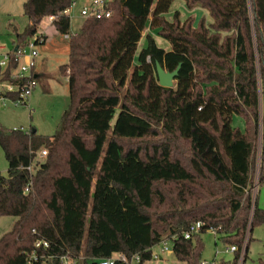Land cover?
I'll return each instance as SVG.
<instances>
[{"label": "trees", "instance_id": "16d2710c", "mask_svg": "<svg viewBox=\"0 0 264 264\" xmlns=\"http://www.w3.org/2000/svg\"><path fill=\"white\" fill-rule=\"evenodd\" d=\"M71 1L25 0L29 24L12 27L17 41L49 15L70 34ZM173 1L113 0L111 16L83 20L59 66L69 103L53 134L0 124L8 163L0 216L16 217L0 237V264H64L66 254L69 264H93L117 252L140 253L145 264L150 248L172 234L179 264H199V233L181 234L191 224L203 222L201 232L219 226L239 246L264 224L252 194L258 146L257 183H264V0H184L212 18L197 27L178 10L166 17ZM148 25L170 49L150 33L138 49ZM156 62L180 65L174 87L159 84ZM35 158L33 189L24 193Z\"/></svg>", "mask_w": 264, "mask_h": 264}, {"label": "rangeland", "instance_id": "374dc122", "mask_svg": "<svg viewBox=\"0 0 264 264\" xmlns=\"http://www.w3.org/2000/svg\"><path fill=\"white\" fill-rule=\"evenodd\" d=\"M24 1L25 0H0V43L4 44L7 49L12 48L13 42L17 40V36L12 31V27H18L20 31H23L29 24V19L23 14ZM173 3V8L175 7L181 11L180 16L182 19L187 16L193 17L194 27L198 26L202 18L205 19L207 24L212 21L208 10L200 5H196L198 8L188 9L185 5H179V0H174ZM82 22L83 18L80 16H71L70 35L78 32ZM41 29H48V43L53 40V42H60V44H63L65 47V51L62 50V48L59 50L49 49L48 43L45 44V46H40L41 56L38 58V62L40 63L43 61L44 68L51 78L39 81L40 83L36 91L30 98V107L24 104H15L11 100H7L5 104H0V124L9 129L21 127L30 128L33 126L38 128L42 133L50 135L56 130L60 117L69 101L67 96L69 93L68 81L65 76L59 73V65L68 60L66 50L69 38H64L63 34L57 31L54 24L51 23L48 18H44L40 25H38L37 31L39 32ZM148 29L149 25L146 27L145 31ZM46 80L48 81L47 83H45ZM175 85L176 80L173 82V87ZM233 123L243 128V121L237 116L234 117ZM260 155L261 147L258 146L256 167L253 171L254 185L258 182L259 178ZM40 159L42 160V157H40ZM6 168L7 160L0 146V173L2 175H6ZM256 190L255 185L252 188V194L254 192L253 197L257 198V203L260 207H264V183L259 184L258 190ZM15 220L16 217L12 215L0 216V237L11 229ZM199 236L203 245L201 260L214 262L216 264H231L236 253L234 251H226V248L233 243L226 242L220 233L213 234L207 230L200 232ZM248 242L249 247L246 264H259L260 259L264 262V224H256L251 235L250 231L246 233L242 243L247 245ZM235 244L239 246V243ZM154 248L157 249V246ZM239 257H241L240 252ZM81 258H84L82 253L79 256V259ZM243 261L244 258L240 262L238 259L237 264H242ZM171 263L179 264L173 252L165 254V261L159 262L158 264Z\"/></svg>", "mask_w": 264, "mask_h": 264}, {"label": "built area", "instance_id": "2783aa9c", "mask_svg": "<svg viewBox=\"0 0 264 264\" xmlns=\"http://www.w3.org/2000/svg\"><path fill=\"white\" fill-rule=\"evenodd\" d=\"M113 0H72L70 5L64 10V13L71 16H80L83 20L87 18H104L113 14ZM74 12V13H73ZM76 12V13H75ZM48 20L53 22L55 15H49ZM44 33L37 31L34 35L28 37L22 42L17 40L13 42V47L7 49L0 43V104H5L7 100H11L15 104H24L29 106L32 92L37 86V76L35 67L39 56V48L45 42ZM64 38H69L70 34H64ZM17 46V48H15ZM47 154L46 149H41L37 158L44 157ZM35 160L31 161L26 169L29 172V179L23 188L24 193H30L33 189V174L35 172ZM256 189L258 183H255ZM254 185V186H255ZM257 191V190H256ZM254 195V192H253ZM203 222L198 221L191 224L187 229L181 232L186 239L191 238L194 234L200 233ZM219 226H211L207 231L218 234ZM177 234L165 237L157 244L153 245L150 259L145 264H158L165 261V254L173 252V244ZM47 247L49 243L45 240H38L35 246ZM157 246V249L154 247ZM246 244L241 246L231 244L226 251L240 252L239 262L243 260L246 252ZM32 256L35 257L34 254ZM243 256V257H242ZM64 264L74 262V258L69 255L61 256ZM140 253L127 255L117 252L108 257H102L94 260L93 264H141ZM199 264H216L206 260H200Z\"/></svg>", "mask_w": 264, "mask_h": 264}, {"label": "crops", "instance_id": "0c3cea01", "mask_svg": "<svg viewBox=\"0 0 264 264\" xmlns=\"http://www.w3.org/2000/svg\"><path fill=\"white\" fill-rule=\"evenodd\" d=\"M174 2V1H173ZM179 2H180V4L179 5H185V7H186V4H185V2H184V0H179ZM173 5H174V3H172V5H171V7H170V10L165 14L166 15V17L168 18V19H171V17H172V14H173V12L175 11V10H178L180 13H181V11L179 10V9H177V8H173ZM194 8H198V6H195ZM189 11V10H188ZM191 11V10H190ZM76 13V12H75ZM77 16V15H76ZM41 31L42 32H44V34L46 35V39H45V42L41 45V47L42 46H45V44H47L48 42H49V35H48V29H45V30H43V29H41ZM147 33H150V34H152L153 35V37L155 38V41L157 42V44L159 45V46H161V47H163V48H165L166 50H168V49H170V47H171V45H170V43H169V41L168 40H166V39H164L163 37H161L160 35H158V33H157V30L156 29H151L150 28V26H149V29L147 30V31H145L144 30V32H143V34H142V38H141V40H140V42H139V44H138V49H140L141 48V46H143V44H144V42H145V35L147 34ZM54 41V40H53ZM53 41H51L50 43H48V48L49 49H53V50H55V49H57V50H59V49H61L62 48V50H64L65 51V47L63 46V44H60V42H53ZM40 47V48H41ZM40 48H39V56H38V58L41 56V50H40ZM66 52H67V54L69 55V46L67 47V50H66ZM38 58H37V63H36V67H35V74H36V76H37V81H38V83H37V86L39 85V81L40 80H44V79H50L51 77H50V75H49V73H47V70H45V68H44V65H43V61L42 62H38ZM68 61V60H67ZM66 63V62H65ZM64 64V63H63ZM60 66V65H59ZM59 73H60V70H59ZM60 75H62L61 73H60ZM66 77V76H65ZM47 79V80H48ZM46 80V82L45 83H47L48 81ZM66 80L68 81V78L66 77ZM37 86H36V88H35V90L32 92V95H33V93L36 91V89H37ZM69 87V86H68ZM69 91V90H68ZM31 95V96H32ZM68 98H69V93H68ZM31 98V97H30ZM68 103H69V101H68ZM31 106V104L29 103V107ZM67 106H68V104H67ZM66 109V108H65ZM31 118H32V115H31ZM31 127H33V126H31ZM30 127V128H31ZM21 128H23L24 130H28V129H30V128H24V127H21ZM35 128V127H34ZM36 129V131L38 132V133H40V134H44V133H42L41 131H39V129L38 128H35ZM7 167H8V163H7ZM6 174H7V168H6Z\"/></svg>", "mask_w": 264, "mask_h": 264}, {"label": "water", "instance_id": "95a60500", "mask_svg": "<svg viewBox=\"0 0 264 264\" xmlns=\"http://www.w3.org/2000/svg\"><path fill=\"white\" fill-rule=\"evenodd\" d=\"M15 48H17V46ZM179 68L180 65L173 70H167L159 62H156V72L159 84L166 87H172L174 80H176L179 74ZM33 131H36V129L33 128Z\"/></svg>", "mask_w": 264, "mask_h": 264}]
</instances>
